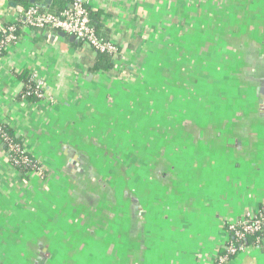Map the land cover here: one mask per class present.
<instances>
[{
    "label": "crops",
    "instance_id": "0c3cea01",
    "mask_svg": "<svg viewBox=\"0 0 264 264\" xmlns=\"http://www.w3.org/2000/svg\"><path fill=\"white\" fill-rule=\"evenodd\" d=\"M23 8L0 0V30ZM102 8L103 32L108 30L120 49L110 72H92L97 54L60 32L34 37L20 32L21 40L0 59V122L16 131L26 152L42 165L39 173L23 174L0 146V264H214L229 242L228 225L264 208V68H259L264 56L257 50L264 48V0H93L92 11ZM201 16L203 22L197 21ZM184 28L234 33L231 38L241 37L243 45L251 39L253 67L263 68L262 78L257 72L256 80H249L259 93L258 104L245 108L254 113L241 119L242 126L233 123L239 134L199 138L205 147L187 152L193 166L179 169L183 178L169 193L164 185L146 184L143 214L130 219L123 238L92 231L90 239V230L72 220L73 206L58 192L62 186L37 182L38 175L56 171L58 161L62 168L66 160L78 165L84 133L98 129L101 121L115 127L120 113L131 110L132 86L149 77L139 73L145 63L148 69L152 65L147 50L152 44L162 48L159 33ZM23 71L45 81L44 99L22 98L18 75ZM249 83L240 79L241 85ZM228 264H264V248L246 246Z\"/></svg>",
    "mask_w": 264,
    "mask_h": 264
},
{
    "label": "rangeland",
    "instance_id": "374dc122",
    "mask_svg": "<svg viewBox=\"0 0 264 264\" xmlns=\"http://www.w3.org/2000/svg\"><path fill=\"white\" fill-rule=\"evenodd\" d=\"M199 18L196 20H202ZM179 31L159 33L162 48L152 44L147 50L152 65L148 69L145 63L144 72L139 73L149 77L132 86L131 110L120 113L115 127L101 121L98 129L84 133L77 148L81 154L78 165L70 166L66 160L62 168L56 161V171L38 175L37 182L62 186L58 192L73 206L72 220L90 230H86L90 239L95 233L104 237L108 232L123 238L130 219L143 214L141 200L146 184L153 189L156 184L164 185L169 193L183 178L179 169L192 168L194 157L189 153L197 146L205 147L199 138L227 131L239 134L241 128L233 127V123L241 124L246 114L253 115L252 108H245L248 104H258L259 93L249 80H256L258 74L262 78L264 64H259L263 67L260 71L253 67L250 38L243 45L241 37L235 41L231 38L234 33ZM226 37L229 43L222 41ZM240 50L249 55H241ZM257 50L264 56V48ZM240 79L249 84L241 85ZM235 103L238 110H233ZM191 173L194 176L195 172Z\"/></svg>",
    "mask_w": 264,
    "mask_h": 264
},
{
    "label": "built area",
    "instance_id": "2783aa9c",
    "mask_svg": "<svg viewBox=\"0 0 264 264\" xmlns=\"http://www.w3.org/2000/svg\"><path fill=\"white\" fill-rule=\"evenodd\" d=\"M37 4L30 8L21 9L19 16L10 20L1 27L0 30V59L12 46L21 40L20 32H27L34 37L36 33L60 32L74 37L82 45L92 49L96 54H109L113 59L120 55V49L116 43L101 37L95 28L91 25L90 11L93 10V0H70L69 8L53 14L46 11ZM31 81L35 85V96L38 101L46 96L45 81L36 73H32ZM0 136L7 141L6 135L0 127ZM16 153H27L26 149L19 145H11ZM21 161L14 159L11 161L13 166L20 164ZM264 229V214L259 212L256 215H248L243 220L228 225L230 231L237 241L243 240L247 235L260 232ZM246 246H236L231 244L227 246L226 252L220 254L214 264H227L229 256H236ZM258 249L264 248V241L255 245Z\"/></svg>",
    "mask_w": 264,
    "mask_h": 264
},
{
    "label": "trees",
    "instance_id": "16d2710c",
    "mask_svg": "<svg viewBox=\"0 0 264 264\" xmlns=\"http://www.w3.org/2000/svg\"><path fill=\"white\" fill-rule=\"evenodd\" d=\"M16 3H20L23 5L25 9L30 8L36 3L32 4L31 0H13ZM40 3H45V0H37ZM70 5V0H53V2L45 7L44 9H41L42 11H46L49 13L53 14H58L66 9L69 8ZM107 16L105 13L104 9H99L98 11H90V19H91V25L95 28L97 33L103 37L106 40L109 39V31L105 30L103 32V25H102V20L103 18ZM114 68V59L112 56L109 54H104V53H98L97 58L95 60V63L92 68V72H97V73H108ZM31 75L32 73L28 71H23L21 74L18 75V79L21 80L24 83V89L22 92V98H26L31 102H36L38 101L37 97L35 96V85L31 81ZM0 127L3 130V133L7 137V141H4L1 136H0V146H4L5 151L10 157V162L14 159H17L20 162V164L14 166L18 170H20L23 174H29V173H39L41 172V166L38 164L34 158L29 154V153H16L11 148V145H19L22 148L23 142L22 139H19L17 137V133L15 130H13L10 126L1 123L0 122ZM264 214V208L261 209V211ZM258 214V213H257ZM230 236H229V242L227 246L230 245V243L235 244L236 246L244 245V246H249V245H257L261 242L264 241V229H262L260 232L254 233L247 235L245 239L237 241L233 234L229 231ZM227 248V247H226ZM226 248L223 252V254L226 252ZM235 256H229V262L234 259ZM228 262V263H229ZM227 263V264H228Z\"/></svg>",
    "mask_w": 264,
    "mask_h": 264
},
{
    "label": "water",
    "instance_id": "95a60500",
    "mask_svg": "<svg viewBox=\"0 0 264 264\" xmlns=\"http://www.w3.org/2000/svg\"><path fill=\"white\" fill-rule=\"evenodd\" d=\"M51 3V0H46L44 4H40V3H36L38 6L42 7V8H45L47 7L48 5H50ZM63 36H65L66 34L65 33H62ZM72 40H76L74 37H72ZM77 41V40H76Z\"/></svg>",
    "mask_w": 264,
    "mask_h": 264
}]
</instances>
